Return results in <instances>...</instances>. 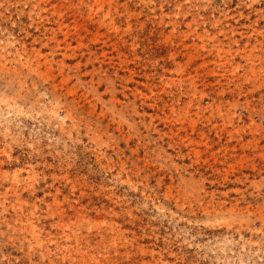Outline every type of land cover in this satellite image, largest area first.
<instances>
[{"label": "rangeland", "instance_id": "rangeland-1", "mask_svg": "<svg viewBox=\"0 0 264 264\" xmlns=\"http://www.w3.org/2000/svg\"><path fill=\"white\" fill-rule=\"evenodd\" d=\"M0 264H264V0H0Z\"/></svg>", "mask_w": 264, "mask_h": 264}]
</instances>
